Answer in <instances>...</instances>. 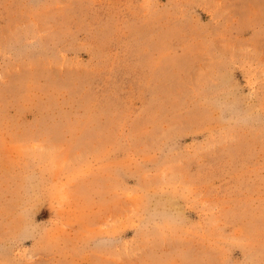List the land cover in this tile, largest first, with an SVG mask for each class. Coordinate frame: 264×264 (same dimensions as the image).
<instances>
[{
  "label": "rangeland",
  "instance_id": "obj_1",
  "mask_svg": "<svg viewBox=\"0 0 264 264\" xmlns=\"http://www.w3.org/2000/svg\"><path fill=\"white\" fill-rule=\"evenodd\" d=\"M0 264H264V0H0Z\"/></svg>",
  "mask_w": 264,
  "mask_h": 264
}]
</instances>
